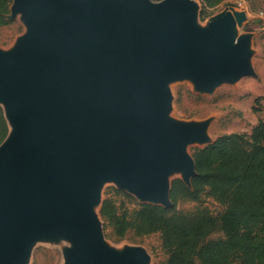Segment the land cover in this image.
<instances>
[{
	"label": "water",
	"instance_id": "obj_1",
	"mask_svg": "<svg viewBox=\"0 0 264 264\" xmlns=\"http://www.w3.org/2000/svg\"><path fill=\"white\" fill-rule=\"evenodd\" d=\"M196 0H11L27 29L0 47V264H28L37 240L66 238L61 264H149L141 245L105 241L94 205L111 180L169 206L170 175L191 187V143L212 116L171 114L169 83L199 92L255 74L247 12L206 24Z\"/></svg>",
	"mask_w": 264,
	"mask_h": 264
},
{
	"label": "trees",
	"instance_id": "obj_2",
	"mask_svg": "<svg viewBox=\"0 0 264 264\" xmlns=\"http://www.w3.org/2000/svg\"><path fill=\"white\" fill-rule=\"evenodd\" d=\"M204 1L212 5L220 0ZM10 3L0 0V24L7 22ZM7 129L0 106V141ZM192 155L196 174L191 187L174 179L171 200L175 204L181 195L196 199L208 189L224 205L218 218L204 207L182 212L174 211V205L142 202L120 209L108 196L101 216L117 237L129 228L137 234L159 231L168 252L164 264H196V258L200 264H264V119L258 118L249 133H221L211 143L195 147ZM217 225L223 236L204 240Z\"/></svg>",
	"mask_w": 264,
	"mask_h": 264
},
{
	"label": "rangeland",
	"instance_id": "obj_3",
	"mask_svg": "<svg viewBox=\"0 0 264 264\" xmlns=\"http://www.w3.org/2000/svg\"><path fill=\"white\" fill-rule=\"evenodd\" d=\"M196 1L198 2L196 22L200 25L206 24L210 17L223 11L228 5L244 9L247 12V21L243 25H237L236 32L255 30L254 45L260 47L261 52L256 50L252 56L255 74L242 75L232 82H221L211 92L197 91L188 79L171 81L169 83L173 106L171 114L185 120L212 116L207 128L209 140L221 133L231 131L249 133L257 119L264 117V112L261 111V99L264 97V60H261L264 59V22L256 18L257 12L264 9V0H220L212 5L204 0ZM19 16L16 14L13 19H7L6 23L0 24L1 48L10 46L16 36L26 31L27 27ZM256 96H261L260 100L255 101ZM255 107H258V110H255ZM205 143H191L187 146V152L192 155L195 147L203 146ZM180 178L179 173L169 177L171 181ZM114 189H118L119 192ZM107 196L111 197L120 209L123 207L132 209L140 203L134 194L118 188L113 181L105 180L102 183L100 200L94 208L101 220L105 241L115 247L141 245L148 253L149 264H164L168 252L163 247L162 234L159 231L137 234L134 229L129 228L122 236L117 237V231L100 214L103 200ZM172 205H174V211L182 212H194L198 207H204L217 218L224 209V205L217 201L208 189L202 191L196 199L186 195L178 196L175 204L172 201L169 207ZM220 236H223V231L217 225L204 236V240ZM68 245L70 242L64 237H60L57 241L37 240L32 246L28 264H61L62 249ZM196 264H200L197 258Z\"/></svg>",
	"mask_w": 264,
	"mask_h": 264
},
{
	"label": "crops",
	"instance_id": "obj_4",
	"mask_svg": "<svg viewBox=\"0 0 264 264\" xmlns=\"http://www.w3.org/2000/svg\"><path fill=\"white\" fill-rule=\"evenodd\" d=\"M256 18H258V17H256ZM259 20H261L260 18H258ZM246 21H247V19H246ZM262 22H264V20L262 21ZM249 31H252L254 34H253V38H252V44H253V47H254V49H255V51L257 50V52H261V48L260 47H256L255 45H254V41H255V39H256V36H255V30H252V29H250ZM264 40V39H263ZM263 54V53H262ZM262 61L264 60V59H261ZM263 75H264V73H263ZM263 106V107H262ZM261 111H262V113L264 112V97L261 99ZM259 118H262V119H264V117L263 116H261V117H259Z\"/></svg>",
	"mask_w": 264,
	"mask_h": 264
},
{
	"label": "built area",
	"instance_id": "obj_5",
	"mask_svg": "<svg viewBox=\"0 0 264 264\" xmlns=\"http://www.w3.org/2000/svg\"><path fill=\"white\" fill-rule=\"evenodd\" d=\"M258 18L264 20V9H261L257 12Z\"/></svg>",
	"mask_w": 264,
	"mask_h": 264
},
{
	"label": "bare ground",
	"instance_id": "obj_6",
	"mask_svg": "<svg viewBox=\"0 0 264 264\" xmlns=\"http://www.w3.org/2000/svg\"><path fill=\"white\" fill-rule=\"evenodd\" d=\"M233 29H234L233 31L236 32V27H234Z\"/></svg>",
	"mask_w": 264,
	"mask_h": 264
}]
</instances>
